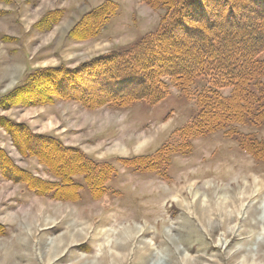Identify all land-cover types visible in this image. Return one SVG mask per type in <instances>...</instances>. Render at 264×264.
<instances>
[{"label":"rangeland","instance_id":"1","mask_svg":"<svg viewBox=\"0 0 264 264\" xmlns=\"http://www.w3.org/2000/svg\"><path fill=\"white\" fill-rule=\"evenodd\" d=\"M105 1L0 0V100L37 70L75 68L129 47L156 31L164 14L142 0H110L117 14L99 35L70 40L82 15ZM55 11L60 21L39 28ZM168 86L167 96L154 106L138 102L88 110L57 100L0 109L1 120L57 138L115 170L100 197L74 179L82 189L72 199L38 195L0 173V264H264V156L245 151L222 131L192 140L189 152L177 151L180 140L173 134L197 110L194 101ZM236 130L264 145V122ZM165 145L173 152L164 170L118 163ZM0 152L11 170L54 181L36 159L17 151L1 126ZM72 233L75 239L64 242Z\"/></svg>","mask_w":264,"mask_h":264},{"label":"trees","instance_id":"2","mask_svg":"<svg viewBox=\"0 0 264 264\" xmlns=\"http://www.w3.org/2000/svg\"><path fill=\"white\" fill-rule=\"evenodd\" d=\"M142 2L164 13L156 31L75 68L37 70L0 100V109L45 106L57 100L88 110L125 109L138 102L154 106L167 96L170 85L186 100L194 101L197 110L173 134L180 140L177 151L189 152L192 140L222 131L238 139L245 151L264 156L261 142L236 130L237 126L259 127L264 122V59H260L264 53V0ZM117 10L113 1L103 2L82 15L68 38L75 42L96 38ZM61 18L55 11L39 28L47 30ZM200 80L201 86L195 87ZM224 89H230L228 95L222 93ZM0 126L17 151L36 159L54 181L42 182L25 171L11 170V161L2 152L1 175L38 195L75 198L82 188L74 179L81 178L91 195L100 197L115 175L109 163L93 161L57 138L33 134L21 124L1 118ZM172 152L165 145L152 155L119 159L118 163L141 171L164 170L165 159Z\"/></svg>","mask_w":264,"mask_h":264},{"label":"bare ground","instance_id":"3","mask_svg":"<svg viewBox=\"0 0 264 264\" xmlns=\"http://www.w3.org/2000/svg\"><path fill=\"white\" fill-rule=\"evenodd\" d=\"M75 234H76V233H72L71 235L66 236V237H65V240L63 239L64 242H65V241L68 242V241H70V240H74V239H75V238H74V237H75ZM63 240L60 241V243H59V245H58L57 248L62 249V246H63V244H64V243H63Z\"/></svg>","mask_w":264,"mask_h":264}]
</instances>
